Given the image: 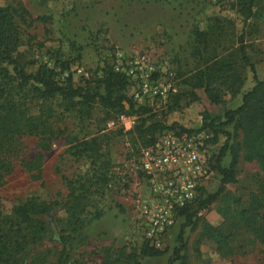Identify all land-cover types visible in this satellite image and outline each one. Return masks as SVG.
Returning <instances> with one entry per match:
<instances>
[{
	"label": "rangeland",
	"instance_id": "374dc122",
	"mask_svg": "<svg viewBox=\"0 0 264 264\" xmlns=\"http://www.w3.org/2000/svg\"><path fill=\"white\" fill-rule=\"evenodd\" d=\"M233 1L0 0V5L15 6L20 2L28 13V16L24 14L26 23L16 20L20 40L18 53L26 72H33L42 63L56 71L61 83L64 75L58 73V61L66 60L68 69L65 72L68 74L75 65H82L94 76L102 65L110 63L108 54L115 48L130 56L143 57L147 64H165L180 93L179 100L168 111L167 106L173 102L169 95L165 105L154 113L165 124L174 122L194 129L199 126L202 110L222 120L225 109L237 107L241 94L256 80L264 79V0H256L253 13L247 17L231 5ZM36 16L46 19L40 21L35 19ZM212 17L223 22L228 34L221 43L222 48L236 47L238 35L242 36L245 53L253 67V71L244 68L238 93L230 96L223 91L217 104L208 102L201 92H198L197 100L189 101L188 87L184 83L185 78L200 66L192 53L191 29L193 26L203 28ZM0 66L11 72L10 65L0 62ZM72 77L75 81L81 78ZM4 82L0 78V86ZM130 82L127 95L134 88ZM3 94L17 98L28 114L37 116L38 122L35 131L13 136L0 153L9 164L8 171L1 174L0 211L7 213L13 204L29 196L45 202H64L67 193L64 178H72L86 168L83 161L68 153L67 141L82 136L104 137L112 164L111 188L100 197L89 198L81 214L82 226L67 243L68 264H101L106 255L108 260L104 264H167L173 247L178 246L175 235L182 218L177 217L167 231L165 249L160 256L140 254V236L130 223V200L122 197L124 193L121 192L123 188L130 192L133 186L130 183V155L135 157L141 148L132 141L130 134L118 127L107 128L109 119L97 103L91 105L89 112L83 111L77 116L72 110L62 109L56 98L41 99L30 95L35 93L27 85L20 88L15 79L4 87ZM224 128L232 132L231 124ZM261 138L264 147V128ZM223 139L224 136L219 134L212 148L215 150ZM232 139L241 141L239 130L237 135L234 132ZM40 144H43V150ZM39 151L42 158L39 177L35 178V170L29 169L26 162ZM244 153L245 150L239 148L233 181L224 184L220 194L197 213L193 224L183 229L181 257L173 259V264H264V243L254 235L264 201L263 171L256 159H243ZM228 162L226 152L220 163L227 166ZM218 181V173L211 170L201 182V196L215 191ZM63 218L62 209L57 210L49 221L44 218L46 237L32 246L31 255L40 254L44 264L54 263L59 245L50 237L56 238ZM205 223L216 230L215 239L204 233Z\"/></svg>",
	"mask_w": 264,
	"mask_h": 264
},
{
	"label": "trees",
	"instance_id": "16d2710c",
	"mask_svg": "<svg viewBox=\"0 0 264 264\" xmlns=\"http://www.w3.org/2000/svg\"><path fill=\"white\" fill-rule=\"evenodd\" d=\"M255 1L234 0L231 5L236 6L237 11L247 17L253 13L252 7ZM24 14L28 16L20 2H16L15 6L0 5V62L10 65L11 71L9 73L0 66V78L5 81L0 86V153L13 136L35 131L38 122L37 116L28 114L17 98L3 94L4 87L12 79L16 80L20 88L27 85L28 89L35 93L30 95L41 99H58L62 109L72 110L77 116H81L83 111L89 112L93 103L103 108L106 119H111L120 113L133 114L134 125L127 132L132 141L141 147L150 144L156 134L164 130H192L174 122L165 124L149 106L136 104L131 96L126 94L130 80L125 75L113 71L110 63L102 65L98 74L91 76L90 73L89 77L76 78V81L67 73L62 77L61 83L58 82L56 71L42 63H39L33 72H26L19 58L20 40L16 23V20L27 22ZM35 19L44 21L46 18L36 16ZM28 21L31 22L32 19ZM228 23L230 24V20ZM222 25L223 22L219 18L212 17L207 19L203 28L193 26L191 29L192 53L199 60L200 66L184 80L188 87L189 101L197 100L198 92H201L211 104L221 101L223 91L235 96L243 83L244 68L248 67L253 71L245 53L242 36L238 35L236 47L222 48L221 43L228 35ZM58 64L60 66L58 73L67 71L66 60H60ZM7 78H10V81ZM179 94L177 90L170 94L173 102L167 106L168 111L176 106ZM162 115L165 117L164 114ZM222 118L220 120L211 116L206 110L200 113L197 129L206 130L211 134L207 162L210 169L218 173L219 184L215 191L203 196H201L202 186H198L196 198L177 211V217L182 218L175 235L178 246L173 247L172 256L166 260L167 264H173V259L181 257L179 252L183 247V229L193 224L197 213L220 194L224 184L233 181L239 148L245 150L243 159L247 161L256 159L260 162L263 171L261 189L264 192V147L261 138L264 128V79L256 80L249 90L243 92L240 104L233 109H225ZM230 124L232 132L224 128ZM237 130L241 136L240 142L232 139L234 132L237 135ZM219 134L224 136V139L214 150L212 147ZM67 143L68 153L75 159L83 161L86 164L85 170L76 173L72 178H64L67 188L64 202L55 200L45 202L29 196L13 204L7 213L0 211V264H44V258L42 260L40 254L31 255L32 246L41 243L46 237L45 220L49 221L59 209L63 210L64 218L56 238L50 237L59 245L53 264H68L67 243L71 235L82 226L81 214L85 211L89 198L100 197L104 195L106 189L111 188L112 164L106 139L94 135L82 136L79 139H69ZM40 149H44L43 144H40ZM226 152L229 154V162L227 166H223L220 160ZM41 158L42 154L39 151L26 162L29 169L35 170L33 174L35 178L39 177ZM8 169V162L0 155V180L1 174ZM122 185L126 186L125 183ZM261 208L258 215L259 225L254 230V235L264 243V201ZM203 229L207 236L216 238V230L211 225L205 223ZM164 247L163 244L162 248H153L141 240L139 252L143 256L155 257L163 253ZM107 260L106 255L101 264Z\"/></svg>",
	"mask_w": 264,
	"mask_h": 264
},
{
	"label": "built area",
	"instance_id": "2783aa9c",
	"mask_svg": "<svg viewBox=\"0 0 264 264\" xmlns=\"http://www.w3.org/2000/svg\"><path fill=\"white\" fill-rule=\"evenodd\" d=\"M108 57L113 71L133 82L129 96L138 105H147L155 111L176 90L165 64H147L143 57L130 56L117 48ZM71 71V76L81 78L90 74L82 65H75ZM63 75L67 72L63 71ZM134 121L133 114L120 113L107 120L106 127L127 132ZM210 136L206 130L197 128L164 130L130 158L133 186L130 192L123 188L122 197L129 198L130 223L148 246L163 247L177 211L196 198L198 186L211 172L207 162Z\"/></svg>",
	"mask_w": 264,
	"mask_h": 264
}]
</instances>
